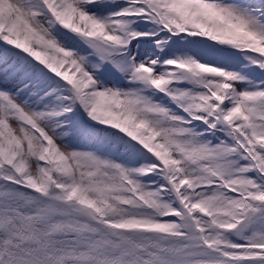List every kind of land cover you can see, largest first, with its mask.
<instances>
[{"label":"snow or ice","instance_id":"obj_1","mask_svg":"<svg viewBox=\"0 0 264 264\" xmlns=\"http://www.w3.org/2000/svg\"><path fill=\"white\" fill-rule=\"evenodd\" d=\"M0 264H264V0H0Z\"/></svg>","mask_w":264,"mask_h":264}]
</instances>
